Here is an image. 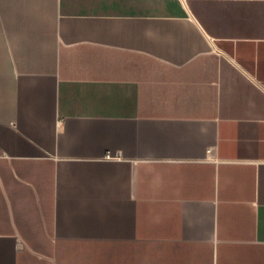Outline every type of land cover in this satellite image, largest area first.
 <instances>
[{"label":"crops","instance_id":"1","mask_svg":"<svg viewBox=\"0 0 264 264\" xmlns=\"http://www.w3.org/2000/svg\"><path fill=\"white\" fill-rule=\"evenodd\" d=\"M0 264H264V0H0Z\"/></svg>","mask_w":264,"mask_h":264},{"label":"built area","instance_id":"2","mask_svg":"<svg viewBox=\"0 0 264 264\" xmlns=\"http://www.w3.org/2000/svg\"><path fill=\"white\" fill-rule=\"evenodd\" d=\"M105 158H114L112 155H110L109 153H106V155L104 156Z\"/></svg>","mask_w":264,"mask_h":264}]
</instances>
